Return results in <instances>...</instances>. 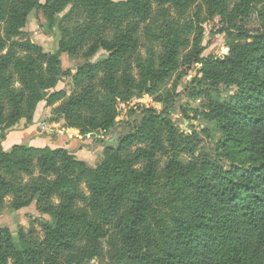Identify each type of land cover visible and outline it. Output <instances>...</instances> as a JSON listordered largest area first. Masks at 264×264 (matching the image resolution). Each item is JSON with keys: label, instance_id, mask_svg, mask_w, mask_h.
Masks as SVG:
<instances>
[{"label": "trees", "instance_id": "1", "mask_svg": "<svg viewBox=\"0 0 264 264\" xmlns=\"http://www.w3.org/2000/svg\"><path fill=\"white\" fill-rule=\"evenodd\" d=\"M30 15L60 50L16 39ZM205 21L220 54L203 55ZM62 53L86 62L64 71ZM61 101L51 122L83 134L130 120L95 168L67 148L0 149V209L49 217L36 239L0 225V264H264V0H0V134Z\"/></svg>", "mask_w": 264, "mask_h": 264}, {"label": "rangeland", "instance_id": "2", "mask_svg": "<svg viewBox=\"0 0 264 264\" xmlns=\"http://www.w3.org/2000/svg\"><path fill=\"white\" fill-rule=\"evenodd\" d=\"M46 2V0H42ZM69 8L65 11V13ZM173 17H177L182 22L195 20V24H198L197 18L194 17L196 10L191 11L189 14L181 16L180 13L174 9L169 10ZM63 16V15H62ZM205 18L204 11L201 14V19ZM72 25H76L72 23ZM204 28V35L201 42L204 48L203 55L208 56L211 53L220 54L222 51V44L225 41L224 35L212 36V25L208 22H202L200 24ZM21 35L16 37L17 40L31 41L34 45L43 48L47 53L54 54L60 50L61 32L56 29L52 35H44L40 30L34 15H30L27 18V24L25 28L20 30ZM141 46L147 43V39L143 38ZM142 55L146 54V49L141 48ZM6 53V51H5ZM107 55L105 50H101L91 57L92 62H97L102 56ZM62 68L64 71L77 68L78 66L86 62L85 58L78 54L77 57L71 56L69 53L61 54ZM195 72L190 75L184 76L181 84L178 85L176 94L181 93V96L176 98L172 102L174 108L173 114L175 118L182 117V106L190 102L187 94L183 93L184 85L188 82H192L195 77ZM70 79L67 78L63 82L59 83L56 90H66L68 97L72 95V90L69 87ZM176 78L169 81L167 87L162 88V93L167 94L168 91H172L175 85ZM19 87V85H16ZM63 102H58L54 106L48 105L46 102L41 103L35 112L34 124L26 130L15 131L9 135L3 136L0 134V149L6 153H10L15 146H26L28 148H67L73 150L79 160L85 161L89 167L95 168L100 162V157L103 149L108 145H116L120 137H122L126 131L125 124L130 120L127 111L122 112L118 118L116 132L111 133L105 138L97 135L83 134L81 129H70L67 127L64 120L52 123L51 120L55 118V110ZM192 106L196 108L195 104ZM166 161V159H164ZM38 176V172H36ZM85 189V185H82ZM49 220L48 216L42 215L38 212L36 203L22 208L20 210L13 209L11 205V198H6L3 207L0 209V225L2 228H7L18 239L21 234H25L28 239H36L42 237V222ZM106 253V252H104ZM110 256L105 255L101 257V264H110Z\"/></svg>", "mask_w": 264, "mask_h": 264}]
</instances>
